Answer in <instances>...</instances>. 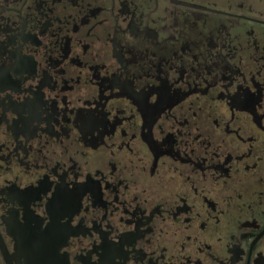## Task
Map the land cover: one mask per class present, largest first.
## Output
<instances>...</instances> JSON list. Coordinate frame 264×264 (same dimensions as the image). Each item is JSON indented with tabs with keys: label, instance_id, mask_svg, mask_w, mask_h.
Listing matches in <instances>:
<instances>
[{
	"label": "flooded vegetation",
	"instance_id": "1",
	"mask_svg": "<svg viewBox=\"0 0 264 264\" xmlns=\"http://www.w3.org/2000/svg\"><path fill=\"white\" fill-rule=\"evenodd\" d=\"M0 264H264V0H0Z\"/></svg>",
	"mask_w": 264,
	"mask_h": 264
},
{
	"label": "snow or ice",
	"instance_id": "2",
	"mask_svg": "<svg viewBox=\"0 0 264 264\" xmlns=\"http://www.w3.org/2000/svg\"><path fill=\"white\" fill-rule=\"evenodd\" d=\"M158 103H160L159 99H153V104H158ZM84 183L87 184V180H85ZM57 254H58V251H57Z\"/></svg>",
	"mask_w": 264,
	"mask_h": 264
}]
</instances>
